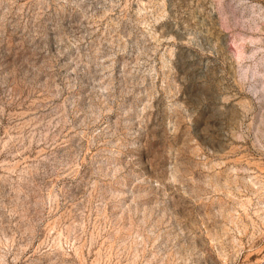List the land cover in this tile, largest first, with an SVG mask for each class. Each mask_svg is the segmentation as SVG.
<instances>
[{
  "label": "rangeland",
  "instance_id": "obj_1",
  "mask_svg": "<svg viewBox=\"0 0 264 264\" xmlns=\"http://www.w3.org/2000/svg\"><path fill=\"white\" fill-rule=\"evenodd\" d=\"M0 264H264V0H0Z\"/></svg>",
  "mask_w": 264,
  "mask_h": 264
}]
</instances>
